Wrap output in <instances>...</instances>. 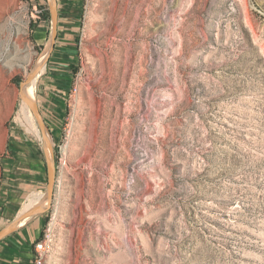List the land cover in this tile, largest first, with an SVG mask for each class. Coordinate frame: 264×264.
I'll use <instances>...</instances> for the list:
<instances>
[{
  "label": "rangeland",
  "instance_id": "1",
  "mask_svg": "<svg viewBox=\"0 0 264 264\" xmlns=\"http://www.w3.org/2000/svg\"><path fill=\"white\" fill-rule=\"evenodd\" d=\"M57 15L79 33L64 120L45 128V264H264V0H0V222L9 144L47 154L18 112ZM37 188L24 207L47 199L45 168Z\"/></svg>",
  "mask_w": 264,
  "mask_h": 264
},
{
  "label": "crops",
  "instance_id": "2",
  "mask_svg": "<svg viewBox=\"0 0 264 264\" xmlns=\"http://www.w3.org/2000/svg\"><path fill=\"white\" fill-rule=\"evenodd\" d=\"M54 17L57 18V35L51 56L53 52L54 54L52 58L50 56L51 60L49 59V65L47 64L49 70L47 69L43 73L44 81L39 89V100L37 99L38 112L42 117L44 127L52 135H54V131H57V134L59 133L60 126L64 120L67 99L72 93V88L75 84V77L71 68L76 60L77 46L75 43H78L77 38L79 33L78 16H68L64 19L66 20L65 22H62L58 18V15ZM48 21L49 19H41L39 22L38 28L40 27V30H36V40H42L44 33L47 36L49 30L44 24ZM52 33L53 19L50 41L46 44V49L52 43ZM42 109L53 120L56 126L51 127L49 125L47 121L48 117ZM42 137L45 140L46 152L49 154L47 149L48 144V148L51 150L49 137L46 139L43 134ZM9 145V152L16 160H14L13 165L9 166L10 174L14 176V179L10 180L9 190L6 191H10L9 195L4 196L7 200L3 205L0 234L24 213L44 208L48 203L47 199L41 200L40 198H33L26 207L23 206L26 196L29 193L38 191L36 188L43 175V168L47 169L48 175L49 155L35 146L29 147L27 144L23 145L22 142ZM45 212L30 217L27 222H24V219L15 229H11L6 237L0 240V264H34L36 257L35 245L42 240L44 232L50 224V219H48L49 215ZM10 222L11 224H8Z\"/></svg>",
  "mask_w": 264,
  "mask_h": 264
},
{
  "label": "bare ground",
  "instance_id": "3",
  "mask_svg": "<svg viewBox=\"0 0 264 264\" xmlns=\"http://www.w3.org/2000/svg\"><path fill=\"white\" fill-rule=\"evenodd\" d=\"M51 1L53 3V0H51ZM49 51H50V46L44 51V57L42 58V61L39 63L38 67H36L33 70L32 76L36 73V75L38 77L44 73L45 68H46L45 63H46V59L48 58ZM32 76L30 77V79L32 78ZM35 81L36 80L34 78L31 79L21 89L22 91H21L20 97L23 101V104L19 109L18 117H19L21 126H24V127L31 126L34 122L33 114H35V110H36V106H37L34 102ZM34 106H35V108H34ZM33 131H35V130H33ZM42 133H43L44 137L47 139L49 136L48 133L46 131H44V132L42 131ZM40 136L42 137V134H40ZM46 144H47V142H46ZM47 149H48L49 155H51L52 151L48 148V144H47ZM29 219L30 218H28L24 222H27ZM15 228H16V226H14L12 228V230Z\"/></svg>",
  "mask_w": 264,
  "mask_h": 264
},
{
  "label": "water",
  "instance_id": "4",
  "mask_svg": "<svg viewBox=\"0 0 264 264\" xmlns=\"http://www.w3.org/2000/svg\"><path fill=\"white\" fill-rule=\"evenodd\" d=\"M56 35H57V18L54 17L53 18L52 43L50 45V51H49V54H48L47 61L45 63V67L47 66V64L49 62V59H50V56H51V53L54 50V42L56 40ZM35 117H36V120H37V122H38V124L40 126V129L42 131H44L45 130L44 123H43V120H42V117H41L40 113L38 112V107L37 106H36V110H35ZM53 153H54V150L52 148V153L48 157V177H49L48 191H47L48 205L45 208H40V209L34 210L32 212H29V213H24L21 217H19L18 220H16L10 227H8L5 231H3L0 234V240H2L4 237H6V235L10 232V230L14 226H17L24 219L30 218V217H32V216H34L36 214H39V213H43L49 208V206H50V204L52 203V200H53V179H54Z\"/></svg>",
  "mask_w": 264,
  "mask_h": 264
},
{
  "label": "built area",
  "instance_id": "5",
  "mask_svg": "<svg viewBox=\"0 0 264 264\" xmlns=\"http://www.w3.org/2000/svg\"><path fill=\"white\" fill-rule=\"evenodd\" d=\"M77 92V88L74 89ZM52 249V236L47 228L44 232V237L35 245V261L34 264H45L47 256Z\"/></svg>",
  "mask_w": 264,
  "mask_h": 264
},
{
  "label": "trees",
  "instance_id": "6",
  "mask_svg": "<svg viewBox=\"0 0 264 264\" xmlns=\"http://www.w3.org/2000/svg\"><path fill=\"white\" fill-rule=\"evenodd\" d=\"M41 19L48 20L49 19V15L46 14L45 16H42Z\"/></svg>",
  "mask_w": 264,
  "mask_h": 264
}]
</instances>
